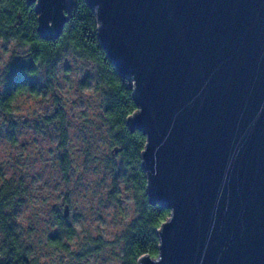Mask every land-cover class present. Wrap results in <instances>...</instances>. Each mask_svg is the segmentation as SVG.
Returning <instances> with one entry per match:
<instances>
[{"label": "water", "instance_id": "1", "mask_svg": "<svg viewBox=\"0 0 264 264\" xmlns=\"http://www.w3.org/2000/svg\"><path fill=\"white\" fill-rule=\"evenodd\" d=\"M27 2L47 38L73 5ZM87 2L134 84L146 194L170 211L138 264H264V0Z\"/></svg>", "mask_w": 264, "mask_h": 264}, {"label": "clouds", "instance_id": "2", "mask_svg": "<svg viewBox=\"0 0 264 264\" xmlns=\"http://www.w3.org/2000/svg\"><path fill=\"white\" fill-rule=\"evenodd\" d=\"M33 59L24 37L0 32V264H136L148 222L136 219L140 178L114 179L124 168L112 155L121 117L105 118L108 92L81 83L83 66L65 73L41 62L29 77ZM17 60L31 61L22 76Z\"/></svg>", "mask_w": 264, "mask_h": 264}, {"label": "trees", "instance_id": "3", "mask_svg": "<svg viewBox=\"0 0 264 264\" xmlns=\"http://www.w3.org/2000/svg\"><path fill=\"white\" fill-rule=\"evenodd\" d=\"M34 5L27 0H0V32L7 30L24 37V44L32 49L34 59L32 68L26 69V75H35L36 66L41 62L55 67L62 54L71 52L77 57L93 62L92 79L99 80L108 92V104L105 118H111L113 114L120 116L122 123L117 125L123 129V136L119 141L120 154L123 156L124 168H118L115 177L126 172L132 177L135 184L136 178H140L142 188L138 195L142 198L139 210L138 223L143 224L147 220V228L139 235L140 243L134 249L136 264L142 256L156 259L159 256L160 240L158 232L162 225L170 217V211L161 208L158 204H152L146 194V174L141 167V154L145 149L146 137L137 128H130L128 118L137 111L134 100V84L131 79L121 76L106 51L101 46L98 38V27L95 9L89 6L87 0H73V5L66 12V21L60 33L54 38L40 35L38 31V15ZM30 67L21 60L15 61L14 71L17 76H22V69ZM32 86L40 82L36 79L27 81ZM7 92V88H5ZM122 114V115H121ZM114 149V148H113ZM112 149V151H113ZM64 153L59 159L63 163ZM115 156V155H114ZM55 210V208L53 209ZM134 223V222H133ZM58 233L50 234V239L56 238Z\"/></svg>", "mask_w": 264, "mask_h": 264}, {"label": "rangeland", "instance_id": "4", "mask_svg": "<svg viewBox=\"0 0 264 264\" xmlns=\"http://www.w3.org/2000/svg\"><path fill=\"white\" fill-rule=\"evenodd\" d=\"M57 65H59L65 73L72 72L74 66L75 67L83 66V71L81 73V79H82L81 83H83V80H93L90 74H92L94 66H93V62H91L88 59L77 57L71 52H66L62 54L61 57L57 60ZM62 155L63 154H60L58 156V159H60ZM115 155L117 156L119 162V158L121 157V155L120 154H115ZM109 194H111V192ZM117 203H119V200H117ZM54 232H52L51 234H53Z\"/></svg>", "mask_w": 264, "mask_h": 264}]
</instances>
